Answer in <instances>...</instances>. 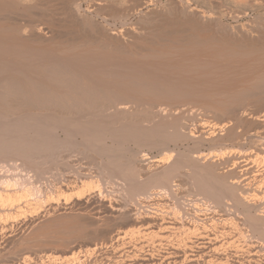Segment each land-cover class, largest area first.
I'll return each mask as SVG.
<instances>
[{"label": "rangeland", "instance_id": "1", "mask_svg": "<svg viewBox=\"0 0 264 264\" xmlns=\"http://www.w3.org/2000/svg\"><path fill=\"white\" fill-rule=\"evenodd\" d=\"M7 1L0 264H264V0Z\"/></svg>", "mask_w": 264, "mask_h": 264}, {"label": "bare ground", "instance_id": "2", "mask_svg": "<svg viewBox=\"0 0 264 264\" xmlns=\"http://www.w3.org/2000/svg\"><path fill=\"white\" fill-rule=\"evenodd\" d=\"M6 1H7V0H2V1L0 0V5H1L2 2H5V3H6ZM16 1H18V0H16ZM101 1H102V0H101ZM117 1H118V0H117ZM7 2H8V1H7ZM9 2H10V0H9ZM108 2H109V1H108ZM118 2H119V1H118ZM147 2H148V1H147ZM151 2H152V1H151ZM119 3H120V2H119ZM7 4H8V3H7ZM10 4H11V3H10ZM10 4H9V5H10ZM2 5H3V3H2ZM5 5H6V4H5ZM9 5H8V6H9ZM20 5H21V4H20ZM94 5H95V4H94ZM11 6H12V5H11ZM16 7H17V6H16ZM99 7H101V6H99ZM5 8H6V7H5ZM9 8H10V7H9ZM3 10H4V9H3ZM5 10H6V9H5ZM181 11H182V10H181ZM1 12H2V11H1ZM76 13H77V12H76ZM0 29H1V28H0ZM18 29H20V28H18ZM21 29H22V28H21ZM251 30H253V29H251ZM18 31H19V30H18ZM245 31H246V30H245ZM3 33H4V32H3ZM7 33H8V32H7ZM10 33H11V32H10ZM14 33H15V32H14ZM16 33H17V32H16ZM16 33H15V34H16ZM244 33H245V32H244ZM0 34H1V33H0ZM8 34H9V33H8ZM21 34H22V33H21ZM134 34H135V33H134ZM5 35H6V34H5ZM135 35H138V34H135ZM1 36H2V35H1ZM1 36H0V37H1ZM7 36H8V35H7ZM12 36H13V35H12ZM15 36H16V35H15ZM17 36H18V35H17ZM18 37H20V36H18ZM7 38H8V37H7ZM10 38H11V37H10ZM10 38H9L8 40H10ZM1 39H2V38H1ZM5 39H6V38H5ZM16 40H17V39H16ZM1 41H2V40H1ZM10 41H11V40H10ZM12 41H13V40H12ZM15 42H16V41H15ZM25 42H26V41H25ZM0 43H1V42H0ZM26 43H27V42H26ZM3 44H4V43H3ZM49 44H50V42H49ZM1 45H2V44H1ZM1 45H0V46H1ZM5 45H6V44H5ZM9 45H10V44H9ZM9 45H8V42H7V46H9ZM25 45H27V44H25ZM2 46H3V45H2ZM12 46H13V44H12ZM15 46H16V45H15ZM20 46L22 47V45H20ZM169 46H170V45H169ZM3 47H4V46H3ZM10 47H11V46H10ZM13 47H14V46H13ZM28 47H29V46H28ZM171 47H172V46H171ZM0 48H1V47H0ZM7 48H8V47H7ZM11 48H12V47H11ZM11 48H9V49H11ZM15 48H16V47H15ZM18 48H19V47H18ZM34 48H35V47H34ZM34 48H33V49H34ZM12 49H13V48H12ZM31 49H32V48H31ZM31 49H30V50H31ZM57 49H58V48H57ZM167 49H168V48H167ZM171 49H172V48H171ZM2 50H4V49H2ZM6 50H7V49H6ZM175 50H176V49H175ZM0 51H1V50H0ZM9 51H10V50H9ZM12 51H13V53H14V50H12ZM24 51H25V50H24ZM176 51H177V50H176ZM2 52H3V51H2ZM8 53H9V52H8ZM25 53H26V52H25ZM67 53H69V52H67ZM79 53H80V52H79ZM3 54H4V52H3ZM45 54H46V52H45ZM92 54H93V53H92ZM94 54H95V53H94ZM155 54H156V53H155ZM167 54H168V53H167ZM171 54H172V53H171ZM176 54H177V53H176ZM188 54H189V53H188ZM5 55H6V54H5ZM62 55H63V54H62ZM64 55H65V54H64ZM7 56H8V55H7ZM9 56H10V55H9ZM15 56H16V55H15ZM15 56H14V57H15ZM35 56H36V55H35ZM39 56H40V55H39ZM39 56H37V57H39ZM42 56H43V55H42ZM59 56H60V55H59ZM86 56H87V55H86ZM153 56H154V55H153ZM162 56H163V55H162ZM162 56H161V57H162ZM167 56H168V55H167ZM167 56H166V57H167ZM169 56H170V55H169ZM186 56H187V55H186ZM220 56H222V55H220ZM12 57H13V56H12ZM12 57H11V58H12ZM33 57H34V56H33ZM87 57H88V56H87ZM159 57H160V56H159ZM172 57H173V56H172ZM175 57H176V55H175ZM215 57H216V56H215ZM5 58H6V57H5ZM47 58H48V57H47ZM52 58H54V57H52ZM75 58H76V57H75ZM81 58H82V57H81ZM180 58H181V57H180ZM196 58H197V57H196ZM220 58H221V57H220ZM37 59H39V58H37ZM48 59H49V58H48ZM77 59H79V58H77ZM192 59H193V58H192ZM0 60H2V57H1ZM5 60H7V59H5ZM53 60H55V58H54ZM121 60H122V59H121ZM168 60H169V59H168ZM176 60H177V59H176ZM183 60H184V59H183ZM196 60H199V59H196ZM213 60H214V59H213ZM16 61H17V60H16ZM25 61H26V60H25ZM32 61H33V60H32ZM32 61H31V62H32ZM51 61H52V59H51ZM55 61H56L55 64H57V63H58V62H57V61H58V58H57ZM117 61H118V60H117ZM126 61H128V60H126ZM180 61H181V60H180ZM192 61H193V60H192ZM205 61H206V60H205ZM217 61H218V60H217ZM219 61H221V60H219ZM3 62H4V61H3ZM12 62L14 63L15 61H12ZM18 62H19V60H18ZM47 62H48V61H47ZM53 62H54V61H53ZM97 62H98V61H97ZM119 62H120V61H119ZM119 62H117V63H119ZM188 62H189V61H188ZM19 63H20V62H19ZM90 63H91V62H90ZM123 63H124V62H123ZM175 63H176V62H175ZM192 63H193V62H192ZM199 63H200V62H199ZM202 63H203V62H202ZM212 63H214V62H212ZM10 64H11V63H10ZM29 64H30V62H29ZM32 64H35V63H32ZM53 64H54V63H53ZM63 64H64V62H63ZM125 64H126V63H125ZM136 64H137V63H136ZM172 64H173V63H172ZM223 64H224V63H223ZM1 65H2V66H5L6 63H5V65H3V63H1ZM21 65H22V64H21ZM24 65H25V64H24ZM40 65H41V64H40ZM43 65H44V64H43ZM45 65H46V64H45ZM59 65H60V64H59ZM61 65H62V64H61ZM69 65H70V63H69ZM96 65H97V64H96ZM157 65H158V64H157ZM164 65H165V64H163V66H164ZM206 65H207V64H206ZM220 65H221V64H220ZM14 66H15V65H14ZM41 66H42V65H41ZM66 66H67V64H66ZM90 66H91V65H90ZM133 66H134V65H133ZM158 66H159V65H158ZM165 66H166V65H165ZM169 66H170V65H169ZM171 66H172V65H171ZM175 66H176V64L174 65V67H175ZM209 66H210V65H209ZM211 66H213V65H211ZM11 67H12V66H11ZM46 67H47V66H46ZM52 67H53V66H52ZM84 67H85V66H84ZM84 67H83V68H84ZM87 67H88V66H87ZM87 67H86V68H87ZM151 67H152V66H151ZM153 67H154V66H153ZM174 67H173V68H174ZM179 67H180V66H179ZM206 67H207V66H206ZM230 67H231V66H230ZM27 68H29V67H27ZM68 68H69V67H68ZM73 68H74V67H73ZM73 68H72V69H73ZM75 68H77V67L75 66ZM108 68H109V67H108ZM122 68H123V67H122ZM165 68H166V67H165ZM167 68H168V67H167ZM25 69H26V68H25ZM31 69H32V67H31ZM70 69H71V68H70ZM78 69H79V68H78ZM100 69H101V68H100ZM104 69H105V68H104ZM144 69H145V68H144ZM149 69H150V68H149ZM153 69H154V68H153ZM156 69H157V68H156ZM158 69H159V68H158ZM174 69H176V67H175ZM174 69H173V70H174ZM0 70H1V68H0ZM6 70H7V69H6ZM9 70H10V69H9ZM12 70H13V69H12ZM14 70H15V68H14ZM33 70H35V69H33ZM65 70H66V69H65ZM84 70H85V69H84ZM84 70H83V71H84ZM95 70H96V69H95ZM95 70H94V71H95ZM102 70H103V68H102ZM102 70H101V71H102ZM110 70H111V69H110ZM110 70H108V71H110ZM115 70H116V68H115ZM122 70H123V69H122ZM127 70H129V69H127ZM136 70H137V69H136ZM169 70H170V69H169ZM169 70H168V71H169ZM235 70H236V69H235ZM261 70H262V69H261ZM1 71H2V70H1ZM19 71H20V70H19ZM31 71H32V70H31ZM36 71H37V70H36ZM70 71H71V70H70ZM78 71H80V70H78ZM86 71H88V70H86ZM112 71H113V70H112ZM118 71H119V70L117 69V72H118ZM129 71H130V70H129ZM129 71H128V72H129ZM138 71H139V70H138ZM145 71H146V70H145ZM154 71H155V70H154ZM157 71H158V70H157ZM160 71H161V70H160ZM230 71H231V70H230ZM75 72H76V70H75ZM89 72H90V71H89ZM96 72H97V71H96ZM103 72H104V71H103ZM105 72H107V69L105 70ZM120 72H121V71H119V73H120ZM132 72H134V71L132 70ZM147 72H148V71H147ZM231 72H232V71H231ZM32 73H33V72H32ZM90 73H91V72H90ZM111 73H112V72H111ZM130 73H131V71H130ZM109 74H110V73H109ZM152 74H153V73H152ZM170 74H171V73H170ZM172 74H173V73H172ZM175 74H176V73H175ZM77 75H78V74H77ZM107 75H108V74H107ZM135 75H137V72H136ZM138 75H139V74H138ZM80 76H81V75H80ZM90 76H91V75H90ZM92 76H93V75H92ZM98 76H99V75H98ZM145 77H146V76H145ZM173 77H174V76H173ZM155 78H156V77H155ZM88 79H91V78H88ZM96 79H97V78H96ZM149 79H150V77H149ZM91 80H92V79H91ZM98 80H99V79H98ZM100 80H101V79H100ZM105 81H106V80H105ZM82 82H83V81H82ZM96 82H97V81H96ZM202 82H203V81H202ZM212 82H213V80H212ZM98 83H99V82H98ZM103 83H104V82L102 81V84H103ZM155 83H156V82H155ZM162 83H163V82H162ZM171 83H172V82H171ZM173 83H174V82H173ZM74 84H75V83H74ZM102 84H101V85H102ZM106 84H107V83H106ZM78 85H79V83H78ZM107 85H108V84H107ZM116 85H117V84H116ZM160 85H161V84H160ZM193 85H194V84H193ZM86 86H87V85H86ZM92 86H93V85H92ZM189 86H190V84H189ZM116 87H117V86H116ZM167 87H168V85H167ZM173 87H174V86H173ZM81 88H82V87H81ZM99 88H100V87H99ZM102 88H103V87H102ZM102 88H101V89H102ZM104 89H105V88H104ZM97 90H98V89H97ZM109 90H111V89H109ZM79 91H80V90H79ZM94 91H95V90H94ZM90 92H93V91H90ZM130 92H131V91H130ZM78 93H79V92H78ZM78 93H77V94H78ZM87 93H88V92H87ZM114 93H115V92H114ZM117 93H118V92H117ZM79 94H80V93H79ZM118 94H119V93H118ZM124 94H125V93H124ZM82 95H83V94H82ZM88 95H90V94H88ZM127 99H128V98H127ZM131 100H132V99H131ZM135 100H136V99H135ZM137 100H138V99H137ZM141 100H142V99H141ZM141 100H140V101H141ZM143 100H144V99H143ZM126 101H127V100H126ZM145 101H146V100H145ZM132 102H133V101H132ZM137 102H138V101H137ZM142 102H143V101H142ZM146 102H147V101H146ZM122 104H124V105H122ZM122 104H120V105H122V107L125 106V103H122ZM128 104H129V103H128ZM141 104H142V103H141ZM138 105H139V104H138ZM138 105H137V106H138ZM109 106H110V105H109ZM118 106H119V105H118ZM131 106H132V105H131ZM105 107H106V106H105ZM110 107H111V106H110ZM113 107H114V106H113ZM122 107H119V109H120L119 112L122 111L121 109H123V111L126 110L125 108H122ZM125 107H126V106H125ZM128 107H129V106H128ZM111 108H112V107H111ZM117 108H118V107H117ZM102 109H103V108H102ZM107 109H108V108H107ZM128 109H129V108H128ZM130 109H131V108H130ZM104 110H105V109H104ZM114 110H116V109H114ZM162 110H164V109H162ZM112 111H113V110H112ZM117 111H118V110H117ZM113 112H115V111H113ZM125 112H126V111H125ZM127 112H128V111H127ZM127 112H126V113H127ZM111 113H112V112H111ZM123 113H124V112H123ZM129 113H130V112H129ZM131 113H132V112H131ZM158 113H159V112H158ZM162 113H163V112H162ZM156 114H157V113H156ZM163 114H164V113H163ZM163 114H161V115H163ZM157 115H158V114H157ZM159 115H160V114H159ZM161 115H160V116H161ZM161 117H162V116H161ZM163 117H164V116H163ZM171 117H172V115H171ZM161 119H163V118H161ZM166 119H167V118H166ZM164 120H165V119H164ZM63 122H64V121H63ZM179 122H180V121H179ZM259 122H260V121H259ZM259 122H258V123H259ZM69 123H70V122H69ZM71 124H73V123H71ZM181 124H182V123H181ZM181 124H180V125H181ZM61 125H62V124H61ZM66 125H68V124H66ZM66 125H65V126H66ZM69 125H70V124H69ZM163 125H164V124H163ZM198 125H199V124H198ZM72 126H73V125H71L70 127H72ZM96 126H97V125H96ZM177 126H178V125H177ZM199 126H200L199 128H201V129H199V131H201L202 129L204 130V128L211 126V124H210L208 121H204V122L201 123ZM67 127H68V126H67ZM74 127H75V126H74ZM77 127H78V126H77ZM212 127H213V126H212ZM212 127H211V128H212ZM218 127H219V126H218ZM60 128H61V127H60ZM62 128H63V127H62ZM82 128H83V127H82ZM82 128H81V129H82ZM86 128H88V127H86ZM215 128H216V127H215ZM66 129H67V128H66ZM66 129H65V130H66ZM73 129H74V128H73ZM63 130H64V129H63ZM83 130H84V129H83ZM85 130H87V129H85ZM89 130H90V129H89ZM91 130H92V129H91ZM203 130H202L201 133H203ZM78 131H79V130H78ZM71 132H72V131H71ZM72 133H73V132H72ZM74 133H75V132H74ZM77 133H78V132H77ZM88 133H90V132H88ZM88 133H86V134H88ZM91 133H92V132H91ZM191 133H192V132H191ZM69 134H70V133H69ZM90 135H91V134H90ZM182 135H183V134H182ZM184 135H185V134H184ZM188 135H189V134H187V136H188ZM204 135H205V134H204ZM82 136H83V135H82ZM87 136H88V135H87ZM192 136H193V135H192ZM220 137H221V136H220ZM185 138H186V137H185ZM200 138H201V137H200ZM188 139H189V137H188ZM192 140H193V139H192ZM196 140H197V139H196ZM213 140H214V139H213ZM260 143H261V142H260ZM261 144H262V143H261ZM155 148H156V147H155ZM258 148H259V147H258ZM258 148H257V149H258ZM254 149H255V148H254ZM255 150H256V149H255ZM257 151H258V154H257V155H258V156H261V158H263V162H264V148H259ZM29 152H30V151H29ZM172 157H173V154H172V155L169 154L168 156L166 155L165 158H162L163 160H162V159L159 160L160 162L155 161V162H156V166L159 167L160 164H162L163 167H164L165 164H168L169 161L172 160V159H171ZM175 157H176V156H175ZM192 158H193V157H192ZM196 158H197V159H200L201 156L196 157ZM196 158H195V161L198 162L199 160H196ZM211 158H212V157H211ZM143 160H144V159H143ZM192 160H193V159H192ZM144 162H145V161H144ZM197 162H196V163H197ZM171 163H172V162H171ZM200 163H201V162H200ZM169 164H170V163H169ZM172 164H174V163H172ZM178 164H179V163H178ZM178 164H177V165H178ZM215 164L217 165L216 162H215ZM154 165H155V163H154ZM154 165H153V166H154ZM162 165H161L160 167H162ZM177 165H176V166H177ZM146 166H147V165H146ZM167 166H168V165H167ZM148 167H149V166H148ZM163 167H162V169H163L162 171H164V172H163L162 174H161L162 171H161L160 173H159V172H156V171H155V172L158 173V174L163 175V174L165 173V170H166L165 175H167V173H169L168 176H170V172H171V170H170L168 167H167V168L164 167V168H165V170H164ZM169 167L172 168V166H169ZM174 167H175V166H174ZM186 167H187V166H186ZM243 167H244V166H243ZM180 168H181V167H180ZM140 169H141V168H140ZM178 169H179V168H178ZM181 169H183V168H181ZM184 169H185V168H184ZM193 169H194V168H193ZM215 169H216V168H215ZM169 170H170V171H169ZM172 170H173V169H172ZM176 170H177V168H176ZM176 170H175V171H176ZM209 170H211V172H212V167H210ZM232 170H233V169H232ZM149 171H150V170H149ZM149 171H146V173L149 172ZM153 171H154V170H153ZM194 171H195V170H194ZM194 171H193V172H194ZM213 171H214V170H213ZM244 171H249V169L247 170V168H245V169L243 170V172H244ZM150 172H152V171H150ZM153 173H154V172H153ZM173 173H174V172H172V174H173ZM172 174H171V175H172ZM248 174H249V173H248ZM150 175H152V174L150 173ZM153 175H157V174H153ZM153 175H152V176H153ZM165 175H163V177H164ZM192 175H193V174H192ZM196 175H197V173H196ZM199 175H200V174H199ZM159 176H160V175H159ZM189 176H190V175H189ZM156 177H157V176H156ZM161 177H162V176H161ZM165 177H167V176H165ZM170 177H171V176H170ZM170 177H169V178H170ZM173 177H174V176H173ZM204 177H205V176H204ZM226 177H227V176H226ZM149 178H150V177H149ZM151 178H152V177H151ZM159 178H160V177H159ZM167 178H168V177H167ZM169 178H168V179H169ZM212 178H213V177H212ZM220 178H221V177H220ZM223 178H224V177H223ZM235 178H238V177H235ZM153 179H154V178H153ZM156 179H157V178H156ZM165 179H166V178H165ZM165 179H163V180L166 181ZM171 179H172V178H171ZM201 179H202V178H201ZM226 179H227V178H226ZM233 179H234V178H233ZM146 180H148V179H146ZM149 180H150V179H149ZM159 180H160V179H159ZM173 180H174V179H173ZM175 180H176V179H175ZM223 180H224V179H223ZM245 180H246V179H245ZM154 181H156V180H154ZM208 181H209V180H208ZM221 181H222V180H221ZM224 181H225V180H224ZM162 182H163V181H162ZM170 182H171V181H170ZM198 182H199V180H198ZM200 182H201V180H200ZM204 182H205V180H204ZM158 183H159V182H158ZM160 183H161V182H160ZM207 183H208V182H207ZM207 183H206V184H207ZM220 183H221V182H220ZM150 184H151V181H150ZM152 184H153V183H152ZM156 184H157V183H156ZM161 184H162V183H161ZM161 184H159V185H161ZM163 184H164V183H163ZM203 184L206 185L205 183H203ZM213 184H214V183H213ZM166 185H168V184H166ZM170 185H171V184H170ZM204 185H202V188H204V187H203ZM214 185H215V184H214ZM222 185H223V183H222ZM227 185H228V184H227ZM236 185H237V187L239 186V185H238V181H236V180H234V181L232 182V184L230 185V186H232L233 189H234L233 191L231 190V191H232L231 193H233V194H232V197L235 198L239 204H243V205H245V204H246L245 202H248L249 200L251 201V200H252V197H251V196L248 197V196H247L248 193H246V195L244 196V191H242V190H241V191L243 192V194L241 193V195H239V194L237 193V191H238L239 189H241V188H239V189L236 190V189H235V188H237ZM149 186H150V185H149ZM149 186H148V187H149ZM178 186H179V185H178ZM215 186H216V185H215ZM158 187H159V186H158ZM175 187H176V186H175ZM212 187H213V185H212ZM220 187H221V186H220ZM227 187H228V186H227ZM261 187H263V186H261ZM145 188L148 189L147 187H145ZM161 188H162V187H161ZM173 188H174V187H173ZM179 188H180V187H179ZM200 188H201V187H200ZM206 188H207V186H206ZM228 188H229V187H228ZM146 189H145V190H146ZM158 189H159V188H158ZM165 189H166V188H165ZM207 189H208V188H207ZM210 189H211V187L209 188V190H210ZM219 189H220V188H219ZM221 189H222V188H221ZM221 189H220V190H221ZM225 189H226V188H225ZM242 189H244V188H242ZM161 190H162V189H160V192H161ZM170 190H171V189H170ZM211 190H212V189H211ZM226 190H227V189H226ZM235 190H236V191H235ZM139 191H140V190H138V192H139ZM143 191H144V190H143ZM164 191H165V190H164V188H163V191H162V192H164ZM171 191H172V190H171ZM201 191H202V190H201ZM204 191H205V190L203 189V192H204ZM228 191H229V190H228ZM259 191H260V189H259ZM166 192H167V191H166ZM203 192H202V193H203ZM209 192H210V191H209ZM229 192H230V191H229ZM239 192H240V191H239ZM245 192H247V191H245ZM256 192H257V191H256ZM136 193H137V192H136ZM145 193H146V192H145ZM168 193H169V192H168ZM214 193H215V192H214ZM216 193H217V192H216ZM221 193H222V192H221ZM154 194H155V193H154ZM212 194H213V193H212ZM212 194H211V196H212ZM218 194H219V193H217V195H218ZM258 194H259V193H258ZM162 195H163V194H161V196H162ZM217 195H215L216 198H218V196H219V195H218V196H217ZM223 195H225V193H224ZM228 195H229V194H228ZM170 196H171V195H170ZM213 196H214V195H213ZM220 196H222V195H220ZM246 196H247V197H246ZM182 197H184V196H182ZM205 197H206V196H205ZM253 197H254V196H253ZM187 198H188V197H187ZM190 198H191V197H190ZM195 198H196V197H195ZM211 198H213V197H211ZM220 198H221V197H220ZM220 198H219V200H218L219 203H221V202L223 201L222 199L225 198V196H224V197L222 196V199H220ZM228 198H231V197L229 196ZM249 198H251V199H249ZM255 198H257V201L260 200L259 197H258V195H255ZM255 198H253V199L255 200ZM176 199H177V198H176ZM225 199H227V198H225ZM247 199H249V200H247ZM172 200H173V199H172ZM230 200H231V199H230ZM263 200H264V199H263ZM205 201H207V200H205ZM215 201H216V200H215ZM252 201H253V200H252ZM178 202H179V201H178ZM212 202H213V201H212ZM223 202H224V201H223ZM223 202H222V204H223ZM253 202H254V201H253ZM179 203H180V202H179ZM198 203H199V202H198ZM214 203H215V202H213V204H214ZM216 203H217V202H216ZM233 203L235 204V202H233ZM238 203H237V204H238ZM247 204H248V203H247ZM223 206H224V205H223ZM229 207H230V206H229ZM231 207H232V206H231ZM231 207H230V208H231ZM198 208H199V207H198ZM220 208H221V207H220ZM193 209H194V208H193ZM208 209H209V208H208ZM224 209H225V207H224ZM249 209H250V208H249ZM246 210H247V208H246ZM169 211H170V210H169ZM248 211H249V210H248ZM224 212H225V211H224ZM246 212H247V211H246ZM249 212H250V211H249ZM178 215H179V214H178ZM252 215H253V214H252ZM176 216H177V215H176ZM182 216H183V215H182ZM195 216H196V215H195ZM204 216H205V215H204ZM204 216H203V217H204ZM245 216H246V215H245ZM255 216H256V215H255ZM174 217H175V216H174ZM183 217H184V216H183ZM188 217H189V216H188ZM260 217H261V216H260ZM244 218H245V217H244ZM252 218H254V217H252ZM256 218H257V217H256ZM256 218H254V219H255V227H256L257 230H259L261 226L264 227V225H262V224H264V223H263L264 221H263V218H261V219H259V218L256 219ZM145 219H146V218H145ZM240 219H241V218H240ZM254 219H253V220H254ZM182 220H183V219H182ZM155 221H156V220H155ZM160 221H161V220H160ZM248 222H249V221H248ZM159 223H160V222H159ZM172 223H173V222H172ZM246 223H247V221H246ZM249 223H250V222H249ZM251 223H252V222H251ZM157 225H158V224H157ZM166 226H167V225H166ZM251 226H253V228H254V225H251ZM169 227H170V226H169ZM172 227H173V226H172ZM249 227H250V226H249ZM263 227H261V228H263ZM250 228H251V227H250ZM175 229H176V228H175ZM250 230H252V228H251ZM260 230H261V229H260ZM260 230H259L258 233L261 232ZM262 230H263V229H262ZM168 231H169V230H168ZM252 231L254 232V230H252ZM255 231H256V230H255ZM261 233H263V232H261ZM262 238H263V237H262ZM205 248H206V247H205ZM259 251H260V250H259ZM214 252H215V251H214ZM196 256H197V255H196ZM199 256H200V255H199ZM194 257H195V256H194ZM73 258H74V257H73ZM254 258H255V257H254ZM145 260H146V259H145ZM169 260H170V259H169ZM171 260H172V259H171ZM184 260H185V259H184ZM166 261H167V260H166ZM227 261H228V260H227ZM192 262H193V261H192ZM169 263H170V261H169ZM176 263H177V262H176ZM187 263H188V262H187Z\"/></svg>", "mask_w": 264, "mask_h": 264}]
</instances>
